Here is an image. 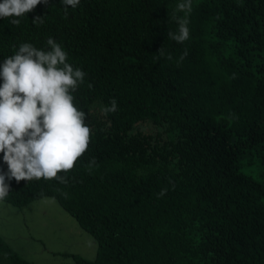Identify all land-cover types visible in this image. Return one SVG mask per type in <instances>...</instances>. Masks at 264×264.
<instances>
[{"label":"trees","instance_id":"1","mask_svg":"<svg viewBox=\"0 0 264 264\" xmlns=\"http://www.w3.org/2000/svg\"><path fill=\"white\" fill-rule=\"evenodd\" d=\"M179 2L80 0L65 15L48 0L0 19V63L51 37L86 73L74 96L92 138L68 184L12 180L5 202L52 198L96 246L72 264H264V0H192L183 44L168 38ZM0 264L29 263L0 238Z\"/></svg>","mask_w":264,"mask_h":264},{"label":"clouds","instance_id":"2","mask_svg":"<svg viewBox=\"0 0 264 264\" xmlns=\"http://www.w3.org/2000/svg\"><path fill=\"white\" fill-rule=\"evenodd\" d=\"M60 3L67 15V8L75 9L80 0H60ZM41 4L47 5L48 0H0V19L18 26L27 13ZM177 12L184 16H178ZM191 12L192 0H182L176 5L171 19L178 30L169 31V39L179 44L189 39ZM42 17L35 16L32 23H43ZM46 44L47 49H39L31 43H22L0 63V153L7 165V171L0 172V205L7 200L12 180L26 184L55 180L67 185L69 173L91 142L88 115L76 106L74 96L86 73L68 62L67 51L53 38L49 37ZM157 52L159 57L165 54L162 47ZM187 55L185 49L180 60ZM167 58L172 59L171 55ZM88 87L92 85L89 83ZM116 109L113 98L102 111L107 114ZM94 163L93 158L89 167ZM167 191L161 189L157 198Z\"/></svg>","mask_w":264,"mask_h":264},{"label":"rangeland","instance_id":"3","mask_svg":"<svg viewBox=\"0 0 264 264\" xmlns=\"http://www.w3.org/2000/svg\"><path fill=\"white\" fill-rule=\"evenodd\" d=\"M0 238L29 264H72L70 255L90 261L94 241L49 197L17 208L0 205Z\"/></svg>","mask_w":264,"mask_h":264}]
</instances>
